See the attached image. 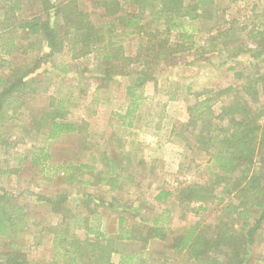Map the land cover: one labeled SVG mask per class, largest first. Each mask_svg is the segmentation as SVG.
Returning <instances> with one entry per match:
<instances>
[{
	"label": "trees",
	"instance_id": "16d2710c",
	"mask_svg": "<svg viewBox=\"0 0 264 264\" xmlns=\"http://www.w3.org/2000/svg\"><path fill=\"white\" fill-rule=\"evenodd\" d=\"M229 1L234 3L236 0ZM225 12L226 9L216 5V0H0V42H3L0 45V62L6 70L0 75V141L5 135V125L21 116L20 110L26 97L40 91L42 83L36 79V72L44 64L49 65L51 72H66V63L60 62L61 59L55 61V57L61 55L72 60L92 56L97 62L93 76L99 81L94 89L95 105L100 102L101 93H108L115 81L128 80L122 102L125 110L117 117L122 126L131 127L145 100L143 91L146 84L153 82L155 88L158 85L155 73L160 67L173 68L190 53L195 57L194 62L205 55L209 58L210 55L220 54L229 41L233 42L244 31L245 27H237L239 23L235 19L226 20ZM261 25V29L247 32L251 40L263 41L264 22ZM13 34L15 36H11ZM199 34H204L206 38L203 45L197 46ZM17 37L18 41L22 40L18 45L15 42ZM130 41L133 50L128 53L126 46ZM231 50V54L235 55L242 50V46L240 49L233 46ZM263 53L264 47H261ZM8 54L26 58L22 63L15 64L14 58L7 59ZM254 88L255 85L246 91ZM230 91L226 89L221 93ZM255 94L248 93L252 98ZM214 97L205 96L200 101L196 100L187 111L190 112L191 123H196L198 119L201 121L198 145L201 148L205 146L210 154L209 174L217 180L211 190L221 185V181L227 182L222 190L231 194V198L222 211L223 215L235 213L241 206H246L241 201L235 205L232 200L240 182L245 184L239 193L248 191L256 198L255 206L263 205L255 227L248 230V235L252 236L264 221V180L253 168L256 154L253 134L258 130L254 125L256 120H251L246 110L239 113L241 107L236 100L213 116L211 99ZM50 100L54 105L52 111H42L39 117L31 118L32 129L41 130L48 140L82 129L78 117H70L74 108L72 93L67 96L58 93ZM169 100L173 101L175 97H169ZM214 120L217 122L213 125ZM180 128L175 127L170 133L177 138ZM218 130V136L213 135ZM217 137H220L219 143ZM259 137L264 147L263 128ZM212 142L216 149L214 154L209 151ZM34 150L32 158L40 164L39 171L43 172L45 167L49 168L46 165L49 156L44 148ZM129 156V152H124L118 155V159L102 157L95 165L63 167L65 172L61 184L66 187L74 183L81 185L80 195L75 197L77 203L72 208L68 204L70 192L67 189L59 190L55 197L35 194L31 198L47 209L42 231L52 232V264H114L113 255L119 256L118 264H131L135 254L121 252L117 243L126 242L134 244L138 250H145L151 240H163L166 232L170 231L157 215L151 220L152 224H148V218L141 214L142 206L128 213L130 220L122 214L117 216L114 235H106L101 228L89 224L95 218L102 219L101 209L109 210L110 216L129 211L131 204L120 203L114 195L115 191L124 189L127 181L134 184L132 174L125 172L121 165L129 160ZM90 159L96 161V157ZM83 171L90 173L92 179H83ZM234 172H239L237 178H232ZM4 173L9 174L8 171ZM83 185L104 186L113 195L106 201L82 190ZM207 187L198 182L191 183L179 188L175 198L180 202L192 201L195 196L204 198ZM169 195V191L160 190L152 200L161 202ZM218 198L215 197L217 201L225 200L224 197ZM26 209L13 194L0 189V264H33L28 259L29 246L21 240L29 227ZM216 221L219 222L218 219ZM219 224L214 226L209 237L203 228L189 227L173 235L166 248L186 253L188 260L194 263L198 260L199 264H219L218 261L220 264H244L251 239H244L241 243L238 234ZM39 245L40 240L30 246Z\"/></svg>",
	"mask_w": 264,
	"mask_h": 264
},
{
	"label": "rangeland",
	"instance_id": "374dc122",
	"mask_svg": "<svg viewBox=\"0 0 264 264\" xmlns=\"http://www.w3.org/2000/svg\"><path fill=\"white\" fill-rule=\"evenodd\" d=\"M216 5L226 9V20L235 19L236 23H239L237 27H245L244 31L242 30L233 42L229 41L224 52L220 54L210 55L209 58L205 55L201 60L194 62L195 57L190 53L173 68L160 67L155 73L158 85L155 88L153 82L146 84L143 91L145 100L135 114L131 127L122 126L117 117V114L125 110L122 102L124 87L128 80L115 81L108 93H101L100 102L94 104V89L99 81L93 78L98 65L92 56L72 60L69 56L61 55L55 57V61L61 59L60 62H65L66 72H51L48 64H44L36 72V79L42 83L40 91L34 96L26 97L25 104L20 110L21 116L5 125V135L3 141H0V189L13 194L27 207L25 211L29 218L28 233L21 240L27 242L29 246L27 248L29 262L52 264L53 253L52 232L42 231L47 209L41 203H34L31 198L35 194L55 197L59 190L67 189L70 192L68 204L72 208L77 203L75 197L80 195L81 185L74 183L71 187H66L61 184L65 172L63 167L95 165L102 157L118 159V155L129 152V160L121 165L125 172L132 174L134 184L127 181L124 189L114 192L120 203L131 204L129 211L110 216L109 210L101 209L102 219L95 218L89 224L114 232L117 227V216L122 214L130 220L128 213L137 211L140 206L144 217H153L154 214L159 216L162 225L170 231L166 232L163 240H151L155 244L150 247L151 258L143 259L144 251L137 250L134 244L125 243L120 246L124 253L139 251L134 264H199L198 260L195 263L189 261L186 253L169 250L166 247L171 243L173 235L180 234L189 227L203 228L209 237L214 226L219 223V226L230 228L238 234L241 243L244 239H251L244 264H264V221L252 236L248 235V230L255 227L263 205L255 206L256 198L248 191L240 194L239 191L245 184L240 182L236 189L238 193L236 194L235 190L232 200L235 205L241 201L246 203V206L244 208L241 206L235 213L223 215L222 211L231 198V194H225L222 190L227 182L221 181V185L214 186L211 190V186L217 180L209 174L210 154L205 150V146L201 148L198 145V128L200 129L201 121L198 119L196 123L195 121L191 123L192 118L187 111L196 100L215 95L211 99L214 116L236 100L241 107L239 113L247 111L250 119L256 120L254 125L258 130L253 134L256 148L253 168L264 180V147L259 142V133L262 128L264 129V53L261 54L264 39L251 40L247 35L248 31L262 27L264 0H236L234 3L229 0H216ZM205 38L204 34H199L196 45H203ZM15 42L18 45L22 40L18 41L17 37ZM2 43L0 42V45ZM239 45L242 46V50L235 55L231 54L232 47L240 49ZM126 50L128 53L133 50L131 41L128 42ZM12 55L8 54L6 57L14 58L15 64L25 61V56ZM4 73L6 70L0 62V75ZM253 85L254 89L246 91ZM226 89H231L230 93H221ZM203 91L206 92L201 95ZM58 93L61 96L72 93L74 108L71 109L70 117H78L82 129L77 133L63 135L59 139L48 140L41 130L32 129L30 119L39 117L42 111H52L54 105H51L50 97H55ZM248 93L255 95L252 98ZM169 97H175V100L170 101ZM215 122L217 121L214 120L213 125ZM184 124L187 125L181 129L180 126ZM175 127L180 128L177 138L170 133ZM217 133L219 130L213 135ZM219 138L217 137V142ZM33 147L44 148L49 156L46 163L49 168L45 167L43 172L39 171L40 164L35 163L32 158V153L36 150ZM209 151L211 154L215 153L214 142ZM90 157H96V161H91ZM6 171L9 174L4 173ZM83 173V179H92L90 173L86 171ZM232 175V178H237L239 172ZM196 182L208 185L204 198L195 196V199L192 197V201L182 202L175 198L179 188ZM81 189L106 201L113 195L104 186L83 185ZM160 190L169 191L170 195L161 202H154L152 198ZM215 197H219L218 199L224 197L225 200L217 201ZM217 219L219 222L215 223ZM39 240V246H30ZM112 260L114 264H118L119 256L113 255ZM218 263L220 264V261Z\"/></svg>",
	"mask_w": 264,
	"mask_h": 264
},
{
	"label": "crops",
	"instance_id": "0c3cea01",
	"mask_svg": "<svg viewBox=\"0 0 264 264\" xmlns=\"http://www.w3.org/2000/svg\"><path fill=\"white\" fill-rule=\"evenodd\" d=\"M155 204V203H154ZM148 219H147V223H150V224H152L151 223V220L152 219H155V214H154V216L152 217H147ZM116 225H117V223H116ZM116 230H117V227H116ZM104 233H106V235L108 234V235H113L116 231H114V232H108L107 230H102ZM109 237V236H108ZM126 242H119V243H117V244H120V246H122L123 244H125ZM153 245H155L152 241H150L149 242V244H148V247L145 249V250H140V251H144V257H143V259H148V257H150V254H149V252H150V247L151 246H153ZM120 246H118V248H119V250L121 251V248H120ZM137 249V248H136ZM138 250V249H137ZM121 252H124V251H121ZM134 253L133 254H135V259H133L132 260V264H134L135 263V260H137L138 258H137V252H139V251H133ZM146 252V253H145ZM148 252V253H147ZM131 254V253H130ZM118 262H119V260H118ZM138 262H141L140 260H138Z\"/></svg>",
	"mask_w": 264,
	"mask_h": 264
}]
</instances>
